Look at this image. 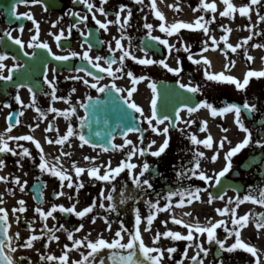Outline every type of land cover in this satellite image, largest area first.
I'll return each instance as SVG.
<instances>
[{
	"label": "flooded vegetation",
	"instance_id": "af4514ba",
	"mask_svg": "<svg viewBox=\"0 0 264 264\" xmlns=\"http://www.w3.org/2000/svg\"><path fill=\"white\" fill-rule=\"evenodd\" d=\"M91 2L97 5V8L101 4V0H91ZM211 2V0H207ZM233 2L241 6L248 2V0H233ZM157 7L166 17V24L171 25L175 22H191L203 16L205 20L211 19L212 15H215L216 19L209 25V33L205 34L202 29L200 30H188L181 29L178 34L168 36L159 29L161 21L155 16V10L151 7V0H143V3L137 4L135 0H108L105 5L106 11L111 13L110 16L105 17L97 11V18L100 20L115 19V13L121 5H127L132 9L133 16L132 20L125 29V39L122 41L127 47L130 37L131 51L138 57L145 56V50L149 58L156 60L164 59L168 62L171 67H177V61L182 62V71L179 75L173 74L165 69L162 65H140L136 61L130 58L125 61V70L132 71L136 75H144L149 79L140 81L136 87L137 91L133 94V99L140 104L144 110L145 115L150 114V101L153 97V92L150 88V83L155 81L159 89H170L172 88L173 93L176 95L177 100L174 104L180 102V98L193 99V104L196 106L200 101L208 100L218 108L225 107L228 104H237L241 106V120L253 132V143H250L240 153L233 157V167L223 177H220V183H215L216 174L219 173L226 166V154L227 152L237 144H239L244 138L245 133L240 129L236 123V117L233 112H229L225 115H218L213 117L210 114V109L200 108L197 112L189 114L186 108L179 111L180 115L177 118L174 128H170L169 134V146L165 152L157 157L150 153L131 158V162L138 165L134 172L138 175L141 171L142 165L147 161L151 167L148 173L145 174L153 185L152 188H147L146 185L137 187L132 179L129 170L122 172V179L117 177L112 182H103L91 178L87 172L81 177H76L74 172V163L76 166L82 165V142L78 139V136H74L66 141L64 144L48 143L49 138L53 140L58 139L59 136L66 134L68 126L71 124L73 127L78 129L79 117L83 115V108L77 106V115L71 117V119H65L58 113L49 112V107H56L64 110L69 108V104L65 101L56 100L53 101L50 95L51 89L44 82V72L47 71L49 79H55L57 83V95L68 96L71 95L72 104L78 105L79 102H84L89 95L97 96L98 91L96 89L89 88L83 83V80L70 79L73 76H80L84 79L94 82V76L100 75L104 79L100 81L101 85H110L112 77L108 76L107 73L100 72L99 69L94 70V76H88L86 72L77 71L78 64L84 63L89 64L86 60L81 59L79 56L69 59L68 61H57L54 57L44 49H32L28 48L27 44L31 42V38L36 33V23H39V38L40 41L47 42L54 53L57 55H67L72 51L83 53L87 49V45L82 48L84 40L87 39L92 44L91 55H101L106 58L112 54L109 52L107 43L111 41L113 47L115 46L114 37L119 38L120 28L119 25L113 24L109 26L108 31H104L95 24L92 19L91 13L88 12L86 6L79 3L78 0H42L41 3H21L20 0H0V37H4L6 31H12V35L21 38L25 42V48L22 51L32 52L36 51L37 55L42 54L47 61L44 69L37 66L40 59L36 61V65L33 71V78L31 79L33 89L37 94L36 106L42 108L46 112V118L40 117L35 111L34 107H28L31 104V93L28 88L17 89L13 86L12 82H5L0 80V138L7 139L9 136L19 135H33L37 133L42 134L45 145H47L53 154V158L56 161L64 159L63 153L70 152L72 155L65 156L67 169L65 171L73 176L74 180H83L85 187L80 189L77 194L75 191V185L73 188H68L67 182L64 183L63 191L66 194L72 195V199H68V195L61 196L62 204L65 206H71L79 200L76 204L78 210H82L84 207L89 206L96 202V208L93 213L84 217L82 220L77 218L75 215L69 214L68 221H65V216L62 214L61 221L67 227L70 226L72 230L83 223L84 227L81 232L77 233V238L87 237L90 240H97L100 236L111 240L115 238V233L120 228L115 227L114 223L111 224L109 230L108 224L105 218H108L107 213L111 212L108 210V195L113 193V185L115 189L120 187V181L123 180L126 187L134 189L138 196L149 195L154 197H168L169 192L176 193L173 201L171 202L172 208L176 209H188L191 224L199 223L203 226H207L211 222L220 221L209 217L207 211L211 207V202L217 209L224 207L236 208L237 197L243 199L246 195L259 196V192L264 190V147L256 144L257 139L264 140V77L251 78L249 85L246 89H238L235 85L230 83L210 81L205 76V70L209 73H221L224 72L226 75H232L239 78L241 81L245 78L246 73L249 70H264V48H257L253 45L264 44V35H254L253 39L237 49L236 52H232L224 45L221 37L225 34L221 25L230 27L232 32L229 34V42L233 45L241 44L243 39L252 33L249 31L246 25H255L254 31L256 33H264V22L259 21L255 12L252 14L251 20L247 17H242L239 13L235 14V18L222 17L220 11L223 10L224 5L222 0H216L218 10L216 13H211L205 10H194L198 9L201 0H156ZM255 7V6H254ZM93 11H96L94 9ZM79 12L80 15L87 14L89 16L86 24L80 23L79 28L83 29L84 32L89 30L92 32L91 36H81L80 31L76 28L72 29V33L68 35V28L79 22V17L74 16L72 13ZM28 14L34 17V20L28 19ZM126 14V13H125ZM145 23L153 24L151 30L152 36H159L162 39H168L169 43L175 45L176 48H180L179 52L172 50L169 55V50L166 45L154 41L148 35L149 30L144 27ZM21 27L23 32L20 31ZM65 31L67 39H62L60 46H57L55 40V34H59L60 30ZM210 36H215L219 47L211 44ZM209 41V50L202 52L204 47L203 42ZM104 42V43H102ZM186 43L191 51L185 52L182 44ZM20 47L15 45L7 37H4V42L0 43V51H7L9 55H17L20 51ZM189 55H192L194 59H200L202 56H206L211 61L210 65H204L203 62L197 65L193 60L188 59ZM251 55L254 57L253 61L247 60V56ZM119 56V53H116ZM32 58V57H31ZM17 61L9 59L5 63L8 65V69L12 67ZM19 62V61H18ZM20 63V62H19ZM102 66H106L105 61H100ZM21 64V63H20ZM90 65V64H89ZM91 66V65H90ZM118 65H113V68ZM8 69H4L3 73L8 74ZM20 69L19 71H21ZM18 72L13 74L14 81H24V76L17 78ZM122 75V74H121ZM117 86L127 89L131 87V78L122 76L121 79L115 81ZM180 83L200 85L201 91L198 93H191L187 89H182ZM75 88L76 92L71 90ZM19 93L23 104L16 100V95ZM244 103L255 104L257 111L252 113L247 109L243 108ZM7 105H10L8 107ZM16 112L17 117L21 120V124L17 125L9 133L7 131V115ZM23 112L24 115L20 116L19 113ZM163 114H169L173 112V109L161 108ZM195 120L196 123L190 126L185 124L184 121ZM207 121L208 130L201 131L202 122ZM53 124V131H46L49 124ZM167 123V122H166ZM39 124V127H35ZM29 125H33L32 128ZM165 125H160L162 129ZM141 127L147 128L146 122L141 123ZM58 129V131L56 130ZM182 129V130H181ZM227 129V131H224ZM195 134L200 139H205L209 134L214 138V145L212 148H207L203 144L195 145L192 143L190 137ZM138 133H129L128 139H131L134 144L138 147L147 145L155 140L156 143L152 145L151 151H156L165 141V134H157L152 131L145 133L143 145H140ZM224 137L228 139L224 142V147H219V142L224 140ZM230 142V143H229ZM21 145L27 144L32 146L31 156L27 158H36L38 150L35 149L34 143L31 141H19ZM123 143H125V138ZM10 147L17 148V142L9 140ZM131 146H127L123 149V161L128 159L127 153ZM197 150L205 153L204 157H200L201 169L196 170L197 173L203 171L213 179L211 182L205 181L199 178V175H192L190 169L195 166V159L197 158ZM219 153L218 159L212 161L209 159ZM0 157L7 162H15L17 159L26 158L25 156H14L11 153H0ZM59 158V159H57ZM107 159V158H106ZM122 161V162H123ZM113 166L119 162L115 157L110 158ZM29 163H31L29 161ZM112 166V167H113ZM104 171H101L103 173ZM183 173V175H181ZM39 174L35 175V180L39 179ZM53 175L51 172L45 173L46 191L53 196V189L49 188L51 185L50 178ZM121 177V176H120ZM56 179H59L56 177ZM34 180V181H35ZM54 183H58L55 180ZM196 188H200V199L195 200L186 193L194 192ZM207 189V191H204ZM61 190V183H60ZM103 193V195H101ZM211 193V197L209 196ZM222 193L223 199L216 198V196ZM183 199L185 203L180 204V200ZM191 199V203H189ZM211 202L209 203V200ZM231 199L232 203H229ZM221 202V203H219ZM49 205L52 201H49ZM103 204L104 207H100ZM56 205V204H55ZM238 215L243 216L245 214L250 215L249 225L242 230V239L246 242L254 244L262 252H264V230H257L255 223L259 218V213H264V205L254 204L250 201H246L240 204L239 208H236ZM95 219V223L92 220ZM228 229H231L233 225L231 220H224ZM125 227V226H124ZM126 228V227H125ZM128 232L131 230L127 229ZM194 235L197 237L196 240L189 242L181 240V248L177 247V251L172 254L173 262L170 264H195L191 257L194 256L199 249L196 244L200 241L204 242V247L210 249L207 256L201 254V259L204 260V264H254V258L243 250H236L234 252H225L218 250L219 246L215 243L209 245L205 236ZM217 237L226 241V246L231 245L235 242L234 236H228L225 231V227L222 226L217 229ZM128 239L127 233H125V241ZM189 243L192 244L188 247ZM187 250V257L183 253ZM84 252L88 249L83 248ZM99 258H97V263ZM165 264V263H163Z\"/></svg>",
	"mask_w": 264,
	"mask_h": 264
},
{
	"label": "snow or ice",
	"instance_id": "6c2138e0",
	"mask_svg": "<svg viewBox=\"0 0 264 264\" xmlns=\"http://www.w3.org/2000/svg\"><path fill=\"white\" fill-rule=\"evenodd\" d=\"M21 3H41L42 0H20ZM79 3H82L86 6L89 13H91L92 19L95 21V24L99 26L100 29L104 31L109 30V26L116 24L119 25L120 28V36L119 38H113L115 42V46L113 47V43L111 41L106 42L107 47L109 49V52L112 54L110 57L106 58L101 55H96L93 57L90 53L92 50V44L88 42L87 39L84 40V44L81 45L83 48L84 45H87V49L83 51V53L72 51L67 55H57L52 51L51 46L47 42L40 41L39 38V23H36V33L31 38V42L27 44L28 48L32 49H44L47 50L49 54H51L55 60L57 61H68L71 58L79 56L81 59L86 60L92 68L99 69L100 72L107 73L108 76L112 77V83L110 85H101L100 81L104 79L103 76L95 75L94 73L87 68H78L77 71H83L86 72L88 76H94V82L89 81L88 79H84L80 76H73L70 77V79L74 80H83V83L86 84L89 88L96 89L100 93H105L106 91L111 92L112 90L115 91V93L120 94L119 97L116 99L122 102V105H117L116 110L119 112V118L128 121H139L141 123L146 122L148 127H137L135 124H131L130 126H127L124 129V136H125V143L124 144H113L112 147L116 149L123 150L127 146H131L127 153L128 159L118 164L115 168L111 166V163H107L105 165L106 171L101 173V167L100 166H93L90 169H85L83 167H79L75 165L74 163V172L76 177H81L85 172L88 173V175L91 178H94L95 180L103 181V182H112L114 181L122 172L125 170H129L131 173V179L133 183L139 188L144 185L147 186V188H152V183L147 179H141L142 177H145V174L149 172L151 165L145 161L142 165L141 171L137 175L134 170L138 167V165L131 162V158L137 156L139 154L140 156H144L148 153H150L153 156H161L165 150L169 146V140L170 135L169 130L170 128L174 127L175 124L173 122V117H170L167 114H163L161 112V108L159 106V101L161 99V93L158 90L157 84L155 81H152L150 83V88L153 92V97L150 101V114L145 115L144 108L138 104L133 99V94L137 91L136 85L143 80L149 79V77H146L144 75H136L132 71H126L125 70V61L127 59H131L133 61H136L140 65H155L159 64L162 65L165 69H167L169 72H172L173 74L179 75L181 73L182 69V62L177 61L178 66L177 67H171L168 62L164 59L156 60L153 58H149L147 56V52L145 50V56L144 57H138L131 51V42L130 37L127 38L129 40V44L126 47L122 41L126 38L124 33L125 29L132 20L133 12L132 9L129 8L127 5H121L119 9L115 13V19H106V20H100L97 18V11L105 16L108 17L111 15L109 11H106L105 5H107L108 0H101L100 6L97 8V5L91 0H78ZM137 4L143 3V0H135ZM222 3L224 5V8L222 11H220V16L222 17H231L235 18V14L239 13L242 17H247L249 20L252 18L253 12L257 15L259 21L264 22V0H248L247 3L238 6L236 5L233 0H222ZM255 6V7H254ZM151 7L155 10V16L161 23L159 24V29L161 32L166 33L168 36H173L175 34H178L181 29H188V30H200L202 29L205 34H208L210 29L209 25L213 23L216 19L215 15L211 16V19L205 20L203 16L198 17L194 23L191 22H175L171 25L166 24V17L163 14L162 11L159 10L157 7L156 0H151ZM96 9V11H93ZM194 10H205L210 11L211 13H216L218 10V5L216 3V0H211V2H207V0H201V4L198 9ZM126 13V14H125ZM74 16L79 17V22L76 24L71 25L68 28V35L70 36L72 33V29L76 28L80 31L81 36H91L92 32L89 30L88 32H84L83 29L79 28L80 23L86 24V22L89 19V16L87 14L80 15L79 12L72 13ZM28 15V14H23ZM28 19L34 20V17L31 15H28ZM144 27L149 30L148 35L150 38L154 41H159V43L166 45L169 50V55H171L172 50L175 48L176 52H179L181 49L176 48L175 45H172L169 43L168 39H162L159 36H152L151 30L153 29V24L151 23H145ZM224 30V35L221 37V39L224 42V45L227 46L228 49H231L232 52H236L238 48L243 47L244 45L248 44L249 41L253 39L254 35H264V33H256L254 31L255 25H246L249 29V31L252 33L251 35L245 37L241 44L233 45L229 42V34L232 32V29L230 27H225L224 25L220 26ZM21 32H23V28L20 29ZM4 37H7L9 40H11L15 45H18L21 50L25 48V42L19 38L12 35V31H6L4 33ZM4 37H0V43L4 42ZM62 39H67L65 36V31L63 29L60 30L59 34H55V40L57 43V46H60V42ZM211 44L215 45L216 47H219V44L217 43L215 36H210ZM104 43V42H102ZM204 47L202 48V52H207L209 50V41L205 40L203 42ZM257 48H264V44H255L253 45ZM183 50L185 52H190V47L184 43L182 44ZM116 53H119V56H116ZM24 56H31L36 57L37 52H23ZM11 59L12 61H17L12 65L10 69H8V65L5 63ZM188 59L193 60V62L197 65L201 64L203 62L204 65H210L211 61L208 60L206 56H202L200 59H194L192 55H189ZM247 60L253 61L254 57L251 55L247 56ZM100 61H105L106 66H102ZM113 65H118L117 67L113 68ZM24 65L20 64L18 62L16 55H9L7 51H0V80L5 82H12L13 86L17 89L22 88H28V91L31 93V101L32 103L27 105L28 107H34L35 111L40 115V117L46 118V112L36 106L37 104V94L36 91L33 89V86L30 84H25L20 81H14L13 80V74L18 72L21 68H23ZM8 69V74H4L3 70ZM122 74V75H121ZM122 76H127L131 78V87L127 89H123L115 83L116 80L121 79ZM205 76L210 81H216V82H223V83H230L235 85L238 89H246L247 86L250 83L251 78H261L264 77V70L256 71V70H249L243 81H241L239 78L234 77L232 75H226L224 72L221 73H209L207 69L205 70ZM44 82L49 86L51 89L50 93H46V95H50L51 99L53 101L61 100L65 101L69 104V108L61 110L54 106L49 107L48 111L52 113H58L60 116H63L65 119H71V117L77 115V106L81 107L85 110V112L92 111L95 107V104H100V98L99 97H93L89 95L87 97L88 103L79 102L78 105L72 104L71 95L68 96H59L57 95V81L55 79H49L47 71L44 72ZM180 87L182 89H187V91L191 93H198L201 91L200 85H192V84H184L180 83ZM73 93L77 91V89L73 88L71 90ZM16 100L20 101L21 104H23V101L21 100V97L19 93L16 95ZM93 101H95V104H93ZM10 107V105H7ZM184 108L187 109L188 113H194L197 112L200 108H207L210 109V114L215 117L218 115H225L229 112H233L236 117V123L239 125L240 129L243 130V132L246 134L245 138L236 146L232 147L226 154V166L216 174L215 177V183H220V177H223L226 173H228L232 167H233V157H235L238 153H240L244 148H246L250 143H253V132L248 127L245 126V124L241 120V106L237 104H228L225 107L218 108L208 100L200 101L196 106H189L187 103L184 104ZM243 108L247 109L249 112H256L257 107L255 104H249L244 103ZM138 114V115H137ZM20 116H23L24 113L20 112ZM177 117H179L180 113H176ZM8 121V128L7 131L10 133L13 128H15L17 125L21 124V120L15 116L14 113L9 114L7 117ZM97 122H99V118L97 117ZM108 121L105 120V123ZM167 122V123H166ZM185 124L191 125L196 123L195 120H188L184 121ZM87 125L89 131H91V122L89 121L88 116H81L79 120V128L73 127L71 124L68 126L66 134L59 136L58 139L53 140L52 138H49L48 143H56V144H64L66 141H69L70 138L74 136H78V139L82 142L81 146L83 145H91L92 147H97V145L91 140L89 136L85 134V126ZM160 125H165L162 129L160 128ZM30 128L33 127V125H29ZM35 127H39V124H36ZM117 127H120V125H117ZM264 127V125H262ZM58 131V129H56ZM152 131L157 134H165L166 139L163 142V144L156 150L151 151V147L153 144L156 143L155 140H152L147 147L143 146H137L133 143L131 139L127 138V134L130 132H136L139 134L138 139L140 142V145H143L145 133L148 131ZM182 130V129H181ZM201 131H207V121L202 122V127L200 129ZM46 131L52 132L53 131V124H49ZM224 131H227V129H224ZM96 136H101L102 133L97 131L95 132ZM191 141L195 145L203 144L207 148H212L214 145V138L209 134L205 139L198 138L195 134H192L190 137ZM227 137H224V140H221L219 142V147H224V142L227 140ZM9 140L16 141L17 147L22 148V152H17L15 148L10 147ZM19 141H31L35 144V147L39 149L41 153L44 152V148L41 145L40 141L36 139L33 135L27 134V135H19V136H9L7 139L0 138V153H11L14 156H25L29 157L31 156V152L27 147H24L23 145L19 144ZM230 143V142H229ZM256 144L260 145L261 147H264V140L257 139L255 141ZM99 147L103 151H109V148L105 145L101 144ZM65 156H70L72 153L65 152L63 153ZM205 153L203 151L197 150V158L195 159V166L194 168L190 169L192 175H199V178L205 181L211 182L213 179L212 177L205 174L203 171H200L197 173L196 170L201 169V163H200V157H204ZM219 153L217 152L215 156L210 157L212 161H215L218 159ZM33 159H35L33 157ZM41 162L39 163L38 167L42 171H48L51 172V174L55 177H58L61 181V190L57 193V196H65L68 195V199H72V195L66 194L62 189L65 186L63 182H67L68 188H73L75 185V191L78 194L80 189H83L85 187V184L83 180H74L73 176L71 174L66 173L65 171L59 170L57 166L55 165H49V163L46 161L45 157L41 155L40 157ZM59 159V158H57ZM85 159L89 160H95L96 157H85ZM19 163V161H18ZM23 166L22 164L20 165ZM4 167H6V163L3 159H0V170H2ZM183 175V173H181ZM9 177L0 175V181L7 182ZM14 183L20 186V190L24 191L25 186L27 185V181H21L19 177H14ZM113 191H115V186L113 185ZM204 191H207V189H204ZM200 188H196L194 192L186 193V195H190L195 200L200 199ZM103 195V193H101ZM176 195V193L169 192L168 193V201L169 203L165 204L164 207H161L159 204V201L156 203H153L151 200H149L147 203L149 204V213L146 217L143 218V220H146L147 227L145 230L150 231L151 226L153 225L154 220L159 215L160 212L168 211L171 208V198L172 196ZM209 196L211 197V193H209ZM108 200H113L112 195H108L105 197ZM219 199H223V196L216 197ZM129 197H123L121 200V203L127 202ZM250 201L254 204L258 205H264V190H261L259 192V196L254 195H246L243 199H240L237 197V200L235 202L236 208H239L240 204ZM191 203V199L188 201ZM211 202V199L209 200V203ZM2 203V201H0ZM79 203V200H76V203H73L71 206H65L63 204L53 205L50 210H45L41 207L36 208V212L40 214L41 217H43L44 221L46 222L49 217H52L55 219L54 213L61 212L65 214H72L75 215L77 218H80L81 220L88 216L90 213L94 212V209L96 208V202L93 201L92 204H90L87 207H84L82 210H78L76 207V204ZM185 201L183 199L180 200V204L183 205ZM229 203H232L231 199L229 200ZM20 207H17L13 209V213H21L27 211L25 205V201L20 200L19 201ZM100 207H104L103 204L100 205ZM116 204L113 203L109 206V211H115L116 210ZM154 209V211H152ZM221 216L229 215L231 214V224L233 227L231 229H228L226 226V222L224 220L211 222L207 226H203L199 223H193L188 224L182 219H178L175 216H172L171 219L173 223L177 225H182L185 229H187V234H182L180 231H174V230H166L164 232H156L153 238V245H156L161 240V237H170L173 240L176 241H189L192 242L197 239V237L194 235L199 234V236H205L206 234V240L209 245L215 243L219 246L218 250H223L225 252H234L236 250H243L251 255V257L254 258V264H264V252H262L259 248H257L254 244L246 242L244 239H242V230L245 229L250 222V215L251 214H245L243 216H240L237 214L235 209H230L229 207H224L222 209L216 210ZM106 223L108 224L109 230L111 229V221L105 218ZM93 223H95V219L92 220ZM142 217L140 214L139 209L137 208L135 210V225L136 230L134 232H128L127 228L123 226V223H121V228L119 231L115 233V238L108 240L103 238V236H100L97 240L93 241L85 238H76V233H79L82 231L84 225L81 223L79 226L75 227L73 230L67 229L64 225H59V227L53 229L48 228L47 224H45V228L42 229V232L49 237L48 244L50 245L52 241H59L60 237L58 235H55V232L60 231L63 229L65 232H67V239L71 241V244H65L64 250L61 255H42L41 259L45 261H53L56 262V264H97V257L100 253L107 250V254L103 257H101L98 261V264H163V260L165 259V252H167L169 255L172 253H175L177 251L176 247H169L167 249H164L162 247H156V246H148L142 236L140 225L142 224ZM11 223L9 219V211L8 209L4 207H0V237H3L0 239V264H16V257L15 253L17 252L18 247L27 249L32 248L34 246V242L37 240L43 239V236H38L35 234L30 235L27 239L23 241V243H18L21 240V234L19 232H16L14 235L10 234L11 229ZM15 223H19V218H15ZM165 225L167 224V221L163 222ZM224 226L225 231L228 233V236H234L235 242L231 245L226 246V241L223 239H219L217 237V229ZM255 228L257 230H264V213H259V218L257 219L255 223ZM33 229V233H34ZM125 233H127L128 239L125 241ZM14 241L17 243L14 244ZM192 244L189 243L188 247H191ZM196 247L199 249L197 253L191 257L192 261L195 262V264H204V260L201 259V254L204 256H207L210 249L204 247V242L200 241L196 244ZM82 248L88 249L87 252H81V259L72 261L70 258V254L73 251H80ZM185 257H187L188 253L187 250L183 253ZM21 260L27 259L26 257H21ZM180 264H183L181 261ZM221 264L223 262L221 261Z\"/></svg>",
	"mask_w": 264,
	"mask_h": 264
},
{
	"label": "rangeland",
	"instance_id": "374dc122",
	"mask_svg": "<svg viewBox=\"0 0 264 264\" xmlns=\"http://www.w3.org/2000/svg\"><path fill=\"white\" fill-rule=\"evenodd\" d=\"M123 140H118L117 144H120V142ZM84 148V156L86 155H91L95 150L91 148H87L83 146ZM87 149V150H86ZM110 156L116 157L117 160H122L123 159V154L120 153V151H117L116 153L110 154ZM14 167V168H11ZM26 165H23L22 168L25 169ZM17 168V166H10V173L6 174L7 177H9L7 182L0 181V207H4L8 209L9 211V219L12 221L13 225V231L11 232L12 235H14L16 232H19L21 234V240L18 243H23L25 239H27L30 235L35 234L38 236H43V239L37 240L34 242V246L32 248H19L17 249V252L14 254L16 257V263L17 264H56V262L53 261H45L41 259L42 255H56L59 256L62 254L64 250V245L65 244H71V241L67 239V232H64L62 229L58 232H55V235H58L60 237L59 241H52L51 244H48L49 237L45 235L42 232V229L45 228V224H47L48 228H57L59 225H61V222L59 221V218L61 217V212L54 213V216L56 217L53 219L52 217H49L48 220L45 222L43 217L40 216L39 213L36 212L37 207H41L45 210H50L53 205H58L62 203V198L61 199H52V204L48 206H40L38 205L31 193L28 191L29 183L32 181V178H26L25 176L17 175L12 173V169ZM21 168V166H20ZM92 168V166L90 167ZM5 172V171H4ZM1 175V174H0ZM121 176V177H120ZM118 176L119 178L122 179V173ZM14 177H19L21 181H27V185L25 186V190L21 191L20 186L14 183ZM55 176L51 179V184H53L59 191H60V180H57L58 183H54L53 181L55 180ZM52 185V186H53ZM23 200L25 201V207L27 211L21 212V213H13V209L20 207L19 201ZM151 201H159L155 200L153 198H150ZM173 200L170 201V203ZM169 203L168 200H161L159 202L160 205L163 207L165 204ZM214 206V204L211 205L209 211H207V214H209V217H215L216 214L218 213L217 211L215 212L211 208ZM230 209H236L234 207H229ZM172 206L168 211H163L160 212L159 215L156 217V219L153 222V225L151 226V230L147 231L145 230L147 227L146 220H143L144 217L147 216L149 213V207L146 209H139L141 217H142V224L140 225V228L142 229L144 227V233L146 238H144L145 243L148 246H156V247H162L164 249H167L169 247H172L171 241L173 240L170 237H161V240L159 241L158 244L153 245V238L156 232H164L166 230H172V228L177 229V231L181 230L183 232L184 229L180 228V225H174L171 217H172V212H171ZM222 209V208H221ZM215 210L217 208L215 207ZM154 211V209L152 210ZM237 214L238 211L236 210ZM109 214L108 218L111 221V224L114 223L115 225L118 224V220L114 219L113 217L111 218L112 211L108 212ZM19 218V223H15V218ZM135 216L134 218L128 217L127 221H129L132 224H135ZM24 221V224L21 223V221ZM117 220V221H116ZM225 220H231V216L229 218H225ZM167 221V224L165 225L163 222ZM33 229L35 230L33 233ZM179 229V230H178ZM72 230V229H70ZM182 232V234H183ZM77 238V233L75 234ZM143 236V235H142ZM69 241V242H68ZM17 243L14 241V244ZM83 248L80 251H73L70 254V258L72 261H76L81 259V252ZM171 255V254H170ZM170 255L165 252V261L169 260ZM21 257H26L27 259L21 260Z\"/></svg>",
	"mask_w": 264,
	"mask_h": 264
},
{
	"label": "water",
	"instance_id": "95a60500",
	"mask_svg": "<svg viewBox=\"0 0 264 264\" xmlns=\"http://www.w3.org/2000/svg\"><path fill=\"white\" fill-rule=\"evenodd\" d=\"M117 93L114 91L106 92L103 98H100L101 103L95 104L92 111L86 112L89 121L91 122V131H89L87 125L85 126V134L91 138V140L97 145H105L109 149H113L112 140L116 133L124 135V129L131 124L137 126V121H128L126 119L122 120L119 118V112L116 110L117 105H122V102L117 100ZM97 117L99 122H97ZM105 120L108 122L105 123ZM120 125V127H117ZM101 132V136H96L95 132ZM41 188L38 186V191L35 192V198L38 202H41L39 195V190ZM3 237H0L2 239Z\"/></svg>",
	"mask_w": 264,
	"mask_h": 264
},
{
	"label": "bare ground",
	"instance_id": "6f19581e",
	"mask_svg": "<svg viewBox=\"0 0 264 264\" xmlns=\"http://www.w3.org/2000/svg\"><path fill=\"white\" fill-rule=\"evenodd\" d=\"M133 192H134V189H132V188H129V187H125V188H123L117 195H115V196H113V200H111V203L113 204V203H115L116 204V206H119V207H121L122 205H124V204H126L127 202H125V203H121V200H122V198L123 197H129V199L128 200H131L132 198H133ZM127 200V201H128ZM135 210H136V206H134V208H133V212H135ZM189 212V210L188 209H175V210H173V216H175L176 218H178V219H182L183 221H185L186 223H188V224H191V222H190V218L187 216V215H185V214H187ZM185 213V214H184ZM172 230H174V231H176L175 230V228H172ZM13 231V225L11 224V229H10V234H11V232ZM107 254V250H105L104 252H102V253H100L99 255H98V257L99 258H101V257H103V256H105ZM17 264V263H16Z\"/></svg>",
	"mask_w": 264,
	"mask_h": 264
}]
</instances>
